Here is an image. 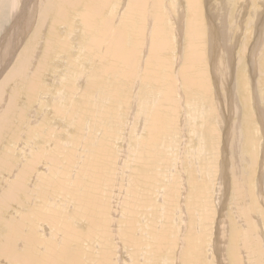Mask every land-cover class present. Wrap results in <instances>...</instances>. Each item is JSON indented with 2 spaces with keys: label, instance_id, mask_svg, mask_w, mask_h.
Here are the masks:
<instances>
[{
  "label": "bare ground",
  "instance_id": "6f19581e",
  "mask_svg": "<svg viewBox=\"0 0 264 264\" xmlns=\"http://www.w3.org/2000/svg\"><path fill=\"white\" fill-rule=\"evenodd\" d=\"M253 1L254 0H244L242 1V3H238V1L235 0V2H237L239 5V7L237 5L238 9L236 12L239 15V19L240 16H242L241 11H243V9L244 12L245 10H248L247 8L249 7V5L253 4V3L250 4V2ZM257 1L262 6L260 7V11L263 10L261 8L264 7V0H257ZM21 2L22 3L26 2L29 5L28 9L25 12L20 10V13H18L17 18L13 17L14 20L13 30L11 33L9 32L7 34V36L0 45V62L2 63L9 55L10 56L12 55V44L11 45L7 44V42L11 40V42L13 44L15 43L16 46L18 44L17 42H19V39L21 40L22 38L23 40L24 37H26L24 42L25 46L23 45V48H21L22 49L21 52L14 60L15 61L14 66L12 65L13 66L12 69L6 74V77L0 83V174L2 171H4L3 175H1L0 178V184L7 185L5 187H2L0 185V264H13V263L27 264V262L31 263V261L34 259L37 249L41 250L40 248L46 247L44 245L45 241H47V244L49 245L50 249L48 250L50 252H52L51 248H53L54 250L57 249L56 248L57 242H59L58 239L60 238H57L58 236H56L55 239L54 235H59V234L62 240L65 239L66 241H65V245H63L64 248H62L61 251L60 250L57 251H60V253L63 252L69 254V256H67L68 258L66 257L67 254L65 255V258L67 259L66 262L69 261L70 264H78L80 258L79 251L77 250L76 253L73 252L74 250L73 248H72L73 250L71 248L69 250H66L65 247L71 245L70 242L71 239L79 241L82 237H86V239L91 238L92 236L91 234H93L94 232L96 235V231L98 229L99 231L103 229L102 244L103 243L104 244L102 251L99 250L101 252V259L96 264H108L107 261H109V259H111L112 256L110 249L111 246H109L110 248L107 246L109 244L106 245L107 247L104 246L106 241L109 240V237L112 233L107 234L108 232L106 231L107 228H109L107 225L106 226H104L103 224H102L103 226H101V224L99 225V219L101 220V217L104 216V214L102 213H105L104 211L101 210H105V207L107 208V204L105 201L101 200L100 196L98 195L97 179L94 178V175L97 172L92 169L93 165L97 163L103 165L102 169L106 167L107 162L109 164L110 163L114 164L113 160L114 158H116L115 150L113 149V147L110 146L109 143L101 142L100 140L97 141V139L94 140L93 139L94 136L86 137L84 147L83 146L82 147L87 149V154L83 157V160H81L82 162L80 161L81 163L80 166L78 167L79 168L78 171L76 172V170H74V172L76 173L73 172L72 166L74 167V165L76 164V160L78 158L77 153L75 152L76 153L75 156L69 154L66 157L64 169L67 173H70L71 177L73 173L75 175L74 178L75 180L72 179L71 187L68 189V191L72 199L75 201L76 206H74V201H71L70 199L66 198L67 196H64L63 198L59 199V197H55L52 194V192L48 193V190L45 189L48 186L63 183L62 177L59 176L57 180L55 179L54 173L52 171V166H49L47 171L49 172L48 174L44 173L41 176L35 174L39 178V182L37 185L38 188L36 192L34 191L32 192L41 196V198H43L45 203H43V205L41 206L39 205L34 207L28 206L27 208H25L24 206V190H23L25 185L24 180L26 176L29 175V172L31 173V171H34L35 169L34 167H36L35 166L36 163L44 160L43 156L45 153L48 152V147H43V146L40 147L42 143H45L42 138L44 137L52 138L51 135H57V132L56 133L51 132L52 130L50 131L49 129L47 135L38 138L40 136L38 135V133H40L39 129L31 128L32 125L31 126L28 125L30 126L29 131L26 132V134L29 133V137L27 140L28 147L27 148L25 147V150L29 151V149L31 148V141L35 140L36 142H38L39 139L40 142L38 144V148L35 150L32 147L34 149V150L32 149L34 152L31 155H29V158L26 157L27 160L24 161L25 156L24 158L19 157L20 160L17 159L18 162L16 163L15 167L12 168L13 164H15V162H13L12 160V158L15 156L14 155L15 149H13V146L16 145L15 144L16 141H19L18 137H20L19 135L20 134L22 135L23 132V131L20 132V128L16 127L18 125H15V123H13L12 121L13 119H15V117H17L16 121L17 120L21 121L23 125L25 113H26L24 111V103H22L21 96L24 97V95H27L26 97L28 98V100L27 99L26 100L28 101V103L30 104L29 106L31 107V104H33L34 106V101H36V99L38 98L44 99V102H46L45 99L47 98H42L41 97L42 93H47L46 95H48V93H50L51 95L53 94L54 88L52 89V87L54 85L51 87V89H49L50 86L49 88L47 87L49 84L45 85L46 82L43 81V79L41 81V78L43 77V75H45V73L49 71L47 69L49 68L47 67L48 64L47 60H49L51 57L57 58L54 56H56L60 51L65 54L64 56L66 58L64 57L62 58L65 59V63L67 62V65L66 64L65 65L68 66L66 69L65 78L70 79L69 82L67 81L68 83L67 82L65 83L64 90L65 92L67 91V93L65 94L62 93L64 94L63 96L60 94L61 99L62 98L64 100L66 99L67 103H66V108L64 109L62 105L63 102L57 103V100L55 99L56 103H53L54 107H51L52 105H50V107L52 109H55L54 112L60 114L58 116L62 117L65 115L66 119H70L71 122L69 121L68 123L73 124L72 121L76 122V123L74 122V124H76L75 125L76 130L72 138L70 139L71 141L77 139L79 135L83 136L86 133V132L84 133V128H85L84 126L87 127L88 122L93 121L95 114L97 112L103 111L104 118L107 119L108 122L110 123L112 121L110 119H113L114 121L116 119L119 118L122 119V117H125V115H127L125 110L128 111V109L130 108L129 106L131 104H134L135 102L138 103L140 112L136 113L137 110L134 111L132 109L133 110L132 113L135 112L139 118L144 119L142 120V122L143 121L145 122L144 130L147 129L149 134L145 135V137L144 135L143 136L141 135L144 138L140 139L139 137L140 141H137V143L136 140H134L135 143L136 144L139 143V146H141L142 148H140L141 150L139 152L137 150V153H135L136 164L134 168V173L133 174L131 173L133 176L131 178V181H128L127 188L130 187L129 190L131 192H135L137 196H139L140 193H142L141 192L142 190L143 191L146 190V192L148 190L154 191L156 189V186H158L157 184L159 183V179L162 182V179L158 178L157 174L155 176L157 180L152 175L146 174L145 172L146 165L142 161L143 160L144 162L147 161L148 159H146V157H148L150 160V157L148 154L146 157H144L143 154L148 153V150L151 149L150 147H152L153 150L155 145L151 146L152 143L154 142L158 143L160 141L162 142L168 135L175 138L173 134L179 128V126H177L179 125L178 117L183 107L185 108V106H189L187 108L185 115L189 117L188 119H192L191 124L188 123V125H190L189 126L190 133L197 135L199 137V141L200 140L203 141L197 144L202 146L201 149H203V145L205 143L204 141L206 140L207 141L211 140L213 146L212 148L216 146L217 142L218 143L221 142L218 140V136H217L218 132L221 133L220 132L221 130L220 131L217 130L218 126L219 125L223 126L220 121L221 119L226 121L225 124L226 126L229 124L228 128H225V132H224L225 133L224 137H228V139L226 138L225 140V138H223L224 140L222 141L225 143V146L228 148V152L226 150V157H225L227 158V161L223 159L225 167L222 165H221L222 167H220L219 162L221 161V159L219 161V157L222 158V156H220L221 154H219L216 149H213V155L215 153L214 156L211 155V153L209 156L206 155L208 157L213 156L211 159L212 162L209 160V162L206 164L207 161H205L204 164L206 165H204V169H202V166L200 168L201 171L202 170L204 172L207 171L206 174L208 177L207 178L205 176L206 174L204 173L205 179L207 180L205 181V179L202 177L203 180L201 181L202 178L200 175L202 174V172L201 174H199L201 178L200 180L196 177H193L192 174L194 175L196 171L193 172V169L188 170L190 168H188L184 160V156L185 157L187 156L186 154L184 156L181 155L183 156V158L181 159L182 161L180 163L184 165L180 166L179 163L180 167L177 166L178 172L175 170L177 173H175L174 176L172 175L173 179L170 182H168L169 180L163 181L166 182L165 193H164L166 195L163 196L164 199H166V203L168 202V205H172L173 203L176 204V200L179 198L178 194L180 195L183 193V192L180 193V190L182 188L185 189L186 191L187 187L190 186V189L188 188L189 190L187 189V192L196 188L194 192H190L187 194V203L189 197H191V201H192L189 206L190 207L189 211L193 213L197 212L198 215L199 213H204L202 217L199 215L201 219V225L202 226L204 225L203 229H200L201 231L200 235L197 236L196 238L194 237L191 238L195 242V245L193 246V250L195 251L193 250L190 251L194 252L193 259H195L196 263L198 264L202 263V258L204 256V252H203L204 244L206 246H209L210 243L208 240L209 237H211V239L214 238L213 236H215L218 233V230H220V227L222 225L221 227L222 233L216 238H221L222 240H224V242L225 239L222 235L226 232L225 227L229 226L233 230L230 233L231 244L229 246H225V243H223L224 246L223 253L225 254L224 258H227V264H243L245 262L244 260L247 261L249 260L248 264H264V247H263L264 241L262 239L263 237L261 236L262 232H264V228L262 227V232H261V229L258 227V219L260 220L262 219V217H264V212L262 213L263 210H261L262 208H260L261 205L259 206L260 199L264 198V161L262 162V164H260L262 169H261V174L258 178L259 179L258 181L260 182L259 183L260 186H258L259 187L258 190V188L256 189L255 183L257 181L256 164L259 162L258 157L260 155V152H257L256 150L257 142L259 139H257L256 137L257 135L256 136L254 135V131L252 129L254 125L253 117L255 116L254 119H256L257 118L256 115H258V119L261 118V125L263 128L261 130H264V111L260 109H257L258 110L257 112L254 111L252 104V90L249 88V86L252 85L253 90L255 89L257 91L255 97H253V101L255 103L254 106L257 107V105L259 104L257 103V99L258 101H260L262 100V98H264L263 96L264 88L263 89L259 88V85L264 84V35H261L258 42L254 43V45L251 46L250 51L246 52L248 62H246L247 65L244 66L243 63L245 62L246 54L244 55L239 53L238 55L239 58L236 57L237 56L236 54H238V52L237 53L234 52L235 48L233 46L235 42L236 43L244 42L242 41V38L236 37L235 42H232L233 44H231V42L230 43L228 42L230 36H228L227 33L225 35V31L228 29V28L226 29L227 26L226 27L224 26L226 30H224V28L221 27L222 28L221 30H223L221 31V34L219 33L220 30L217 31L218 30L217 27L220 28L219 23H221V25H225V23L227 22V21L225 22V17H226L225 10L226 9L228 10L230 3L227 1L229 3L228 4L226 0H22V1L0 0V10H2L4 4L7 3V5L9 6V11L12 12V16H13L16 8ZM211 7L213 8L208 11L207 8H211ZM19 8L20 7H18L17 9ZM254 9L256 10V8H253V10ZM253 10L249 12L251 13V15H253V18L250 19V23L253 22L252 25H254L255 23L257 29L261 28L264 30V11H261L260 13V11L257 12ZM175 14L178 17V20H176ZM218 16L221 18V22L219 23H217L215 19ZM233 16H231V19ZM237 16L236 19H238ZM26 17H28L30 20L33 21L31 23L32 25L31 24L29 26L24 25ZM75 17L79 18V20H77L79 22V25L75 23L76 20L75 21L73 20V18ZM47 22L50 23L51 25L48 27L47 30L49 34L45 36L44 33H42L43 32L42 30L45 29ZM242 22L244 23L245 21ZM175 23L182 25L183 28H185L184 29L185 32L183 31L184 33L182 32L183 34H181L182 38L181 35L178 34L180 30L178 31L177 29L179 28H175ZM33 26H35V28L32 30ZM62 26L67 27V29L69 30L68 35L71 33L73 34V32L76 31L77 27L81 28V30L80 28L79 30L82 32V35L80 31L77 33L81 35L80 38L83 37L84 38L81 39V42L77 43V45L79 44V49L82 47L84 49H81L79 55L75 56L77 53L75 55L71 53L72 49L70 47L69 41L68 42L64 41V37H62L61 34L62 32H60L59 30V28H61ZM240 27H242V24ZM29 29H30V34L28 35ZM263 30L259 29V31L262 32ZM235 35L236 34H234V36ZM177 37L180 38L182 41L176 43ZM5 45L7 46L5 47ZM237 49H239V47ZM242 49L243 47L241 48V50ZM84 50L85 53H83ZM81 58L83 59V65L84 64H86V66L88 65V63H84L86 61L95 63V67L93 68V71H90L89 68L87 69L86 66L80 64L79 60H81ZM251 60L253 63H250ZM35 61L40 62L38 68L35 64L36 63ZM34 65L36 69L33 70ZM2 66H0V68ZM59 66L61 65L59 64ZM210 66H213L214 74L211 69L212 67ZM5 67H3V69ZM82 67L84 68L81 69ZM241 69L243 70L244 73L243 76L241 75L242 72ZM236 70L238 72V78H237L238 80H236L235 83L237 87L236 91L234 90L235 93L231 92V94H228L229 93L228 91L227 92L228 95L224 92L227 96L226 97L222 93L223 88L218 86L224 83L226 77L231 76L230 75L231 72L233 74ZM53 72H54L53 70L52 72L50 71L51 74H53ZM210 72L212 73L213 76L214 75L215 76L214 77L210 76ZM234 75H232L231 79L234 77ZM76 81L86 82L84 85L86 87H84L81 90L80 89L81 86L79 85L77 86L75 83ZM52 83H54V81ZM120 84L122 85L121 86L122 89L119 91L118 85ZM227 84L229 85L228 81ZM59 86L61 85H58V87ZM134 88L137 90V92L136 95L134 94V97H132L131 92ZM56 89H57V85H56ZM107 92H109V95H107ZM76 93H80L79 94L80 97H78L79 99L76 102H74L72 98H75L78 95L75 97H73L72 95L73 94L76 95ZM55 97L56 98L58 97L57 94ZM49 98L52 99L51 96ZM93 98H96V100H98L97 101L98 104H96L97 102L94 103ZM44 102L42 103L45 104ZM109 102L116 103V106L112 107L114 109L110 108L111 104L108 105ZM261 102L260 104L262 105L263 102L262 103ZM105 103L107 104L105 105ZM48 104H51V102ZM125 104H127L129 108ZM39 105H41V103ZM219 106H221L220 108L224 116L219 115L220 114L218 112ZM122 107H125L124 114L122 113ZM205 109L208 111V113H206L207 120L206 118L204 120H201V124L198 127L199 123L196 124V122L197 121L200 122V118L203 117L201 114L205 113ZM130 110L131 109H129V111ZM39 112L40 111H38V113ZM15 114L17 115L14 116ZM186 116H183V118ZM216 118L218 123H216ZM233 118H235V120H233ZM88 119L90 120L87 122L86 120ZM188 119L186 120L188 121ZM59 120L60 119H58V121ZM133 120H138V118ZM42 121L46 125L47 121H44L43 118ZM190 121L191 120H189V122ZM254 121L256 122V120ZM63 122L66 123L65 120ZM118 122L119 121H117V123ZM127 124H129V122ZM134 124L136 123L134 122ZM239 124H241L242 130H240L241 126H239ZM90 127H89V132H90ZM40 128L44 129L43 127ZM53 128L55 129V127ZM113 128H115L114 125ZM131 129L133 131V128ZM184 129L185 131H187L186 124ZM95 130L100 131L101 129L96 126ZM131 133L133 134V132ZM128 134L129 133H127V135ZM184 134L186 135V132ZM130 135L131 134H129V137ZM185 135H184V139H185ZM179 136L181 135L179 134ZM188 136L189 134L187 135V137ZM21 138L23 137L21 136ZM193 138H195V136ZM189 139L190 138L188 137V140ZM219 139H221V137H219ZM71 141L68 143H71ZM196 141L197 139L195 140V142ZM142 142L143 145H140ZM185 142L187 144V140L184 141V145ZM36 144L34 143L33 145ZM177 144H180V142ZM146 145H148V147L145 150L143 146ZM165 146L166 148L168 147V145ZM177 146L176 149H178ZM261 146L264 151V144H261ZM169 147L171 148V146ZM134 148L135 147H133V149ZM76 149L78 150V148ZM152 150H150L151 151L150 156H152ZM174 150L173 152L172 151L171 152L174 153ZM181 150L180 152H182ZM214 150L217 151V155ZM223 150L221 149V151ZM124 152L126 153V151ZM161 153L164 154L163 151ZM190 153H196L195 156L193 155L194 158L196 159V162L202 159V158L199 159L197 155L200 154L201 152H198L197 150H193V152ZM176 156L177 155H175V157ZM170 158H172V156L169 157V159ZM50 159H52L51 165L55 166V163H53L52 155L50 156ZM158 159L160 161L161 159L165 160L167 159V156L160 155V158ZM119 161L116 162L118 163ZM121 161L124 162V159ZM173 161H174V155H173ZM165 163L164 165L167 166V164ZM120 164L123 163L120 162ZM229 164H232L233 169H231V167L228 168ZM168 168H170V166ZM222 168L225 170V177L223 179L218 180V174L220 170H222ZM74 169H77V166H75ZM229 169L231 172H229ZM164 172L165 171H163V173ZM185 172L189 173V180L188 178L187 179L185 178V174H184ZM165 174L163 175L165 176ZM12 176H15V178H13ZM4 177L8 178L9 180L5 179ZM170 177L168 176L169 179ZM254 178L256 181L254 180ZM215 180H218L219 182L218 183L216 182V185L215 183L212 184V187H210L209 186L210 181L215 182ZM40 181H42V185ZM227 185L228 186L230 185V188H232V194L239 200L240 203H237V205L233 203L231 205L234 206V208L236 209L231 218L230 216H228L223 223H222L223 220L222 221L220 220V222H218V220L215 218L217 220L216 222L215 219H213L215 213L212 211L214 210H210L208 206L206 208V211L203 212L204 206L208 204L207 203L201 204L199 200L201 195L202 196L204 195L209 205H211V207L212 206L215 207V205H217V202L219 201L218 196H216L215 194L217 193L223 194L224 191L225 199L228 197L227 192L224 190V188ZM42 186L45 188H43ZM27 190L29 192L30 197L28 196L29 199L27 198L25 201L26 203L32 204V196L34 193H32L29 190V187H27ZM256 190L259 191L258 192L259 198L256 197L257 195ZM127 201L128 200H126L125 205H127ZM12 204H16L15 208L17 207V209H15V211L14 210L11 211L15 213L14 215L10 214L11 217H7V213H10L9 211L11 209V206H13ZM70 204H73L75 211L71 210L70 212L72 213L69 214V216L70 215H71L70 217L74 216L75 219L76 217H79L82 214V212L83 215L81 216H84V212H85L90 227H92L94 230L92 232V230L89 229L92 233L88 232L89 233L88 235L78 233L76 237L77 233L75 232V229H71L67 223L61 221L62 219L61 217L63 215L60 216V213L64 211V208H66L65 205H70ZM24 208L25 210L27 209L26 212H24ZM48 211H50V213H48ZM134 211L135 210L132 209L130 210L129 215L128 216L126 215L127 217H129V220L127 218L128 221L126 223L128 226L126 225L125 226L133 231L132 232L128 230L129 232L138 235L139 232H136L138 229V224L137 223L134 224L136 220V218L134 217ZM262 214L263 216L259 218V215ZM30 215H32L31 218L28 217ZM50 216L51 219L58 224V228L56 232L53 231L51 233L54 236L53 239L58 240L56 243L51 242L53 241V239L46 240L45 237L43 238L41 236L42 235L41 232L39 234L38 231L40 229L39 227L41 224L49 222ZM173 218L175 219L174 214H173ZM182 218H184V216ZM108 221H109L108 218H107V222L103 220V222L110 224V222L108 223ZM215 222L218 223L219 225L217 226V228H211ZM103 227L106 228V230H104ZM146 229L148 230V235H146L148 236L147 239L148 244L146 245V247H150V254H153V252L156 251V248H153V243H151V241H153L151 235H155V234H151V233L156 232V230L154 229V227H150V228L147 227L144 230ZM144 230L143 232L145 233ZM193 231L194 229L193 227H191L188 229L185 236L184 234H182L181 237L182 242L185 243L184 241L186 240L185 237H187ZM110 232L111 230L109 231V233ZM128 233H126V235H128ZM165 233L166 235L169 236L162 237L163 239L160 242L161 245L163 244V241H165L167 243V246L170 247L171 249L174 248V244H176V247L180 245L181 240H178L179 234L177 233V229L175 227L173 228L172 226L168 225V229L165 231ZM134 234H131V236H129L130 235L129 234L128 236L125 237L131 238V240L134 241ZM175 234H176V238L174 242L171 240V237L173 235L175 236ZM45 236L47 237V235ZM81 240L80 242L77 243L78 246L79 244H81L82 242ZM99 242L101 245V241ZM126 242L131 243L127 240ZM109 243L111 242L109 241ZM24 245H26V248H24ZM210 246L212 247V244H210ZM132 247L137 248L138 251L142 247L141 242L140 243L134 242V246ZM211 250L218 253L219 246L218 245L213 246ZM24 253L26 255L25 261H24ZM49 255H45V257L48 256L47 259H49L50 258ZM54 256L56 255L54 254ZM185 257H189V256L185 255ZM4 259L6 261H4ZM36 259L39 260L38 257ZM51 259L53 261V257ZM41 263L42 262H40V264ZM36 264L39 263L37 262ZM52 264H54V262H52Z\"/></svg>",
  "mask_w": 264,
  "mask_h": 264
},
{
  "label": "rangeland",
  "instance_id": "374dc122",
  "mask_svg": "<svg viewBox=\"0 0 264 264\" xmlns=\"http://www.w3.org/2000/svg\"><path fill=\"white\" fill-rule=\"evenodd\" d=\"M22 1V0H21ZM230 3H228V2ZM236 1H238V3H242V1H244V0H236ZM241 1V2H240ZM226 2L229 4V7H228V10L226 9L225 11H226V17H228L229 18V20H228V18H226L225 17V25H221V23H219V22H221V18L219 17V19H218V17H216L215 19H216V21H217V23H219L220 24V28H218L217 27V31H219L220 30V34H221V31H223V30H221L222 28L221 27H223L224 28V30H226L227 28V30H228V32H227V30L225 31V35H226V33L228 34V36H230V39L228 40V42L230 43L231 42V44H233L232 42H235V38L237 37V38H242V41H244V42H241V43H234V52L235 53H237L238 52V54H236L237 56L236 57H238L239 58V53L240 54H246V52L247 51H250V49H251V46H253L254 45V43H257L258 42V40H259V38H260V36L261 35H264V30L263 29H261V28H258L257 29V27L255 26V23H254V25H252L253 24V22H251L250 23V19H252L253 18V15H251V13H249L250 11H252L253 10V8H256V10L254 9L253 11H257V12H259L260 11V7H262L261 5H260V3L257 1V0H254L253 2H250V4L251 3H253V4H251V5H249V7L247 8L248 10H245V12H244V9H243V11H241L242 12V16H240V19H239V15L236 13L237 12V9H238V7H239V5H238V3L237 2H235V0H226ZM257 4H256V3ZM233 5H232V4ZM236 3V4H235ZM22 4V5H21ZM235 4V5H234ZM7 3H5L4 4V7H3V9L2 10H0V23H1V25H0V45H1V43L3 42V40L5 39V37L7 36V34L10 32H12V30H13V17H15V18H17V15H18V13H20V10H22L23 12H25L27 9H28V4L25 2H21L19 5H18V7H20L19 9H17L16 8V10H15V13L13 14V16H12V12H10L9 11V6L7 5ZM232 7H231V6ZM237 5H238V7H237ZM214 6H216V5H214ZM213 6V7H214ZM243 6V5H242ZM252 6H253V8H252ZM213 7H211V8H207V10L209 11V10H211ZM231 7V8H230ZM235 7H237V8H235ZM258 7V8H257ZM229 9H230V11H229ZM261 9H263V10H261V11H264V7L263 8H261ZM235 10V11H234ZM227 11H229V12H227ZM246 11H247V13H246ZM261 11H260V13H261ZM246 13V14H245ZM227 14H230V15H227ZM32 15H35V14H32ZM233 15H235V16H233ZM238 15V16H237ZM231 16H233L232 17V19H231ZM236 16H237V18L238 19H236ZM175 17H176V20H178V17L176 16V14H175ZM34 20V19H33ZM73 20L75 21H77V20H79V18L78 17H75V18H73ZM234 20V21H233ZM240 20H242V21H245L244 23L242 22V21H240ZM27 21H28V23H27ZM31 21V22H30ZM75 21V23L77 24V25H79V22L77 21L76 22ZM229 21V22H228ZM26 22V23H25ZM25 22H24V25H26V26H29L33 21L32 20H30L28 17H26V19H25ZM230 23V24H229ZM233 23V24H232ZM235 23V24H234ZM241 24H242V27H240L241 26ZM32 25V24H31ZM51 24L50 23H48L47 22V25L45 26V29H43L42 31V33H44V35L46 36L47 34H49L48 32H47V30H48V27L50 26ZM62 25V24H61ZM218 25V24H217ZM240 25V26H239ZM258 25V24H257ZM226 27V29H225V27ZM231 26V27H230ZM234 26V27H233ZM259 26V25H258ZM63 27V28H62ZM61 28H59V30H60V32H62L61 34H62V37H64V41H66V42H68L69 41V43H70V47H71V49H72V54L73 55H75L76 53V55L75 56H77V55H79V53H80V51H81V49H84L83 47L82 48H80L79 49V44L77 45V43H79V42H81V39H83V38H80V36L82 35V32L80 31L81 30V28L80 27H77V29H76V31H74L73 32V34L71 33V34H69L68 35V33H69V30L67 29V27L66 26H62ZM181 27V28H180ZM248 27V28H247ZM35 28V26H33V28H32V30ZM47 28V29H46ZM79 28H80V30H79ZM175 28H179V29H177L179 32H178V34H183L185 31H184V29L185 28H183V26L182 25H179V24H177V23H175ZM259 29L260 30H263V32L262 31H259ZM80 31V33H81V35H79L77 32H79ZM184 31V32H183ZM258 31V32H257ZM181 32V33H180ZM183 32V33H182ZM240 32V33H239ZM256 32V33H255ZM230 33V34H229ZM242 33V34H241ZM245 33V34H244ZM30 34V29H29V32H28V35ZM76 34V35H75ZM231 34H233V35H231ZM234 34H236L235 36H234ZM180 35H179V37H180ZM77 36H78V38H77ZM75 37H76V39H75ZM25 38L26 37H24V39L22 40V38H21V40L19 39V42H17L18 44L15 46V43L13 44L12 42H11V40H9L8 42H7V44H12V55L10 56H8L5 60H4V62H0L1 63V65L0 66H2L1 68H0V83L3 81V79L6 77V74L12 69V67L14 66V64H15V59L17 58V56H18V54L21 52V48H23V45H24V42H25ZM80 38V39H79ZM181 38H182V35H181ZM229 38V37H228ZM245 38V39H244ZM9 39V38H8ZM73 39H75V40H73ZM233 39H234V41H233ZM257 39V40H256ZM57 40V39H56ZM77 40V41H76ZM177 41H176V43H178V42H180V41H182L180 38H178L177 37V39H176ZM179 40V41H178ZM238 40V39H237ZM11 42V43H10ZM76 45H75V44ZM240 44V45H239ZM21 45V46H20ZM246 45H247V47H246ZM7 45H5V47H6ZM15 48H14V47ZM25 46V45H24ZM240 46H242L243 47V49L241 50V48L242 47H240ZM239 47V49H237V48ZM248 48V49H247ZM13 49H14V51H13ZM241 50V51H240ZM77 51V52H76ZM240 51V52H239ZM243 52V53H242ZM245 52V53H244ZM83 53H85V50H84V52ZM82 53V54H83ZM11 54V53H10ZM65 54L64 53H62L61 51L56 55V56H54V57H57V58H53V57H51L49 60H47V62H48V64H47V67H49V68H47L49 71L47 72V73H45V75H43V77L41 78V81H42V79H43V81H45L44 83H45V85H48L47 87L49 88V86H50V88L49 89H51V87H52V89L54 90H52L53 91V94L51 95L50 93H48V95H46L47 93H42L41 95V97L42 98H47V99H45L46 100V102H44V99H36V101H34V106H33V104H31V107L29 106L30 104L28 103V98L26 97L27 95H24V97L23 96H21V100H22V103H24V111L26 112L25 113V118H24V124L22 125V123H21V121H16V118L17 117H15V119H13V123H15V125H18V126H16V127H19L20 128V132H22V135L20 134L19 136L20 137H18V140L19 141H16V145L15 146H13V149H15L14 150V157L12 158V160H13V162H15V164H13V167L12 168H14L15 167V165H16V163L18 162V160H20V158L19 157H23L24 158V156H25V158H24V161H26L27 160V158H29V155H31L34 151V149L36 150L37 148H38V144H39V139L38 138H40L41 136H45V135H47V133L49 132V129H50V131L51 132H54V133H56L57 132V135H51L52 136V138L50 137H44V138H42L43 140H44V142L45 143H42V145H40V147L41 146H43V147H48V152L47 153H45L44 154V156H43V159L44 160H42V161H40V162H38V163H36V167H34L35 169H34V171H31V173L29 172V175H27L26 176V178H25V180H24V206H25V208H27L28 206H32V207H34V206H37V205H39V206H41V205H43V203H45V201L43 200V198H41V196H39L38 194H35L34 192H36V190H37V185H38V182H39V178L37 177V175L39 176H41L42 174H44V173H49V172H47L48 171V168H49V166H52V171H53V173H54V177H55V179L57 180L58 178H59V176L60 177H62V180H63V183L62 184H57V185H52V186H48L47 188H45V187H43V188H45L46 190H48V193H50V192H52V194L55 196V197H59V199H61V198H63L64 196H67L66 198L67 199H70L71 201H74L73 199H72V197H71V195L69 194V191H68V189L71 187V182H72V179L73 180H75L74 178H75V175H74V173H76L77 171H78V167L80 166V163L82 162L81 160H83V157L87 154V149L86 148H83L84 147V144H85V141H86V137H88V136H90V137H93V139L94 140H96L97 139V141H101V142H105V143H109L110 144V146L111 147H113V149L115 150V156H116V158H114V160H113V162H114V164H112V163H106V167L104 168V169H102L103 168V165L102 164H100V163H97V164H94L93 165V167H92V169L94 170V171H96L97 173L94 175V178H96L97 179V192H98V195L100 196V199L101 200H103V201H105L106 202V204H107V208L105 207V210H101V211H104L105 213H102V214H104V219H103V217H101V220L99 219V225L101 224V226H108L109 228H107V231L106 232H108L107 234H111L110 235V237H109V240L108 241H106V243H105V245L104 246H106L107 244H109V245H107L108 247L109 246H111V254H112V256H111V259H109V261H107V263L108 264H198V263H196V261H195V259H193L194 258V252L193 251H195V250H193V246L195 245V242H194V240L193 239H191V238H196L197 236H199L200 235V233H201V231H200V229H203V227H204V225L202 226L201 225V219H200V217H199V215L202 217V215L204 214V213H199V215H198V213L196 212V213H193V212H190L189 211V206H190V204H191V197H189V199H188V203H187V194L188 193H190V192H194L195 190H196V188L195 189H193V190H190V191H188L187 192V189L189 188L190 189V186L189 187H187V189H186V191H185V189H183L182 187V191L180 190V193H182V194H178V196H179V200L177 199L176 200V204H172V205H168V202L166 203V199H164V196L163 195H166V194H164L165 193V184H166V182H163V181H168V182H170L173 178H172V175L174 176L175 175V173H177L178 172V167H180L181 165H184V164H181L180 162L182 161L181 159L183 158V156L186 154V156L187 157H185L184 156V160H185V164L188 166V168H190V169H188V170H191V169H193V172H195V174L193 175L192 174V176L193 177H196V178H198L199 180L203 177L204 179H205V176L207 177V174H206V172H204L203 170L201 171L200 170V168H201V166H202V169H204V165H206L208 162H209V160L212 162V157L215 155V153H214V155H213V149H216L217 151H218V153L219 154H221L220 156H222V158H220L219 157V161H220V159H221V161L219 162L220 163V167H222V166H224L225 164H224V162H223V159H225L226 161H227V158H225L226 157V150H227V152H228V148L225 146V143L224 142H222L224 139L223 138H225V140H226V138L228 139V137H224V132H225V128H228V126H229V124L226 126L225 124H226V121H224L223 119H221L220 121H221V123H222V125L223 126H221V125H219L218 126V131H220L221 133H219L218 131V133H217V136H218V140L219 141H221V142H217V144H216V146H214V148H212L213 146H212V142H211V140L210 141H204L205 143H204V145H203V149H201L202 148V146L201 145H197L198 143H200V142H203L202 140H200L199 141V137L197 136V135H194L193 133H190V128H189V126L190 125H188V123H190L191 124V122H192V119H188L189 117L188 116H186L185 115V113H186V111H187V108L189 107V106H185V108L183 107L181 110L182 111H180V113H179V117H178V119H179V121H178V124L179 125H177V126H179V128L176 130V132H174V134L176 135H174L173 134V136L175 137V138H173V137H171L170 135H168L162 142L160 141V142H158V143H156V142H154V143H152L151 144V146L152 145H155V146H157L159 143V147L157 146V147H155L154 146V148H153V150H152V147H150L149 149L150 150H152V156H154V157H152V156H150L151 154V151L150 150H148V153H146V154H143L144 155V157H146L147 156V154L149 155V157H150V160H149V158L148 157H146V159H148L147 161H145L144 162V160L142 161L145 165H146V174L147 175H152L155 179H156V174H157V177L158 178H161L162 179V182H161V180L159 179V183L157 184L158 186H156V189L154 190V191H150V190H148L147 192H146V190L145 191H141L142 193H140V195L139 196H137L136 195V193L135 192H131L130 190H129V188L130 187H128L127 188V185H128V181H131V178H132V174L134 173V168H135V164H136V154L135 153H137V150H138V152L141 150L140 148H142L141 146H139V143L138 144H136L137 143V141H140L139 140V137H140V139L141 138H144L145 137V135H147V134H149V132L147 131V129L146 130H144V126H145V122L143 121L142 122V120H144V119H142V118H139L138 117V115L136 114V113H138V112H140V109H139V105H138V103L137 102H135L134 104H131L129 107L127 106V104H125L129 109H131L130 111H129V109H128V111L127 110H125L126 111V113H127V115H125V117H122V119H116V120H114L113 121V119H110V120H112L110 123H112V124H110L109 122H108V120L107 119H105L104 118V112L103 111H99V112H97L96 114H95V117H94V119H93V121L91 122V121H89L90 119H88V120H86L87 122H88V125H87V127L86 126H84L85 128H84V135L83 136H80L79 135V137L77 138V139H74L73 141H71L70 139L72 138V136H73V134L75 133V130H76V124H74V122L75 121H72L73 122V124H71V123H68L69 121L71 122V120L70 119H66V116L64 115V116H58V115H60V114H57L56 112H54L55 111V109H52L51 107H54V104L53 103H56V101H55V99L57 100V103H62L63 102V108L65 109L66 108V103H67V101H66V99L64 100L63 98L61 99V95L63 96L65 93H67V91L65 92V83L68 81H70V79H68V78H65L66 77V69H67V67L68 66H66L67 65V62L65 63V59H63L62 57H64V58H66L65 56H64ZM13 56V57H12ZM59 57V58H58ZM10 58V59H9ZM14 58V59H13ZM62 59V60H61ZM80 61V64L81 65H83V59L81 58V60H79ZM9 62H10V64H9ZM36 63V66H37V68L39 67V65H40V62H37V61H35ZM59 62V63H58ZM246 62H248V60H247V54L245 55V62L243 63V65L245 66V65H247V63ZM53 63H54V65L55 66H58V67H55L54 65H53ZM61 63H63V64H61ZM84 63H88V65L86 66V64H84L83 66H86V68L88 69L89 68V70L90 71H93V68L95 67V63L94 62H89V61H86V62H84ZM250 63H253L252 62V60H251V62ZM249 63V64H250ZM51 64V65H50ZM59 64L61 65V66H59ZM66 64V65H65ZM90 64V65H89ZM10 65V66H9ZM13 65V66H12ZM253 65V64H252ZM252 65H250V66H252ZM5 66H7V67H5ZM9 66V67H8ZM51 66H53V67H51ZM3 67H5L4 69H3ZM55 67V68H54ZM66 67V68H65ZM210 67H212L211 69H212V71H213V66H210ZM84 67H82L81 69H83ZM1 69H3V70H1ZM6 69H8V70H6ZM34 69H36V67H35V65H34V67H33V70ZM55 69V70H54ZM63 71H62V70ZM6 70V71H5ZM52 70L54 71L53 72V74H51L50 73V71L52 72ZM55 71H56V73H55ZM65 71V72H64ZM241 75L243 76V70L241 69ZM3 73V75H2V73ZM234 73H235V75H234ZM233 74H232V72H231V76H228V77H226L225 78V80H224V83H222L221 85H219L218 87H222L223 88V91H222V93L226 96V94H227V92L229 91V93L228 94H231V92H234L235 93V91H236V80H238L237 78H238V72H237V70L234 72ZM58 74H60V75H58ZM213 74H214V71H213ZM51 75V76H50ZM62 75V76H61ZM87 75V74H86ZM232 75H234V77L231 79V77H232ZM45 76V77H44ZM56 76H58V77H56ZM88 76V75H87ZM210 76H212V77H214L213 75H212V73L210 72ZM235 76H236V79H235ZM47 77V78H46ZM56 77V78H55ZM211 77V78H212ZM227 79V80H226ZM230 79V80H229ZM235 81H234V80ZM261 79V78H260ZM54 81V83H52ZM65 81V82H64ZM227 81H228V83H229V85L227 84ZM234 81V82H233ZM256 81V80H255ZM51 82V83H50ZM62 82H64V83H62ZM67 82V83H68ZM76 83V85L78 86H81V90L84 88V87H86V86H84L85 85V83L86 82H81V81H76L75 82ZM215 83V82H214ZM226 84V85H225ZM235 84V85H234ZM56 85H57V89H56ZM58 85H61V86H59L60 87V89H59V87H58ZM63 85H64V87H63ZM119 86H120V88H119ZM122 85L120 84V85H118V89H119V91L122 89V87H121ZM226 86V87H225ZM231 86V87H230ZM63 88V89H62ZM222 88H221V90H222ZM235 88V89H234ZM249 88L252 90V104H253V108H254V111L255 112H257L258 110L257 109H260V110H263L264 111V98H262V100H260V101H258V99H257V103H259L260 104V102L262 103V105L260 104H258L257 105V107L256 106H254L255 105V103H254V101H253V97H255V94H256V90L254 89L253 90V86L251 85V86H249ZM259 88H261V89H263L264 88V84H261V85H259ZM61 89H62V92H61ZM226 89V90H225ZM57 90V91H56ZM80 90V91H81ZM231 90V91H230ZM235 90V91H234ZM79 91V92H80ZM254 91V92H253ZM55 92H58V93H55ZM136 92H137V90L134 88L133 90H132V97H134V94L136 95ZM226 94H225V93ZM62 93H64V94H62ZM40 94V93H39ZM56 94H57V98L55 97L56 96ZM61 94V95H60ZM79 94L80 93H76V95L75 94H73L72 96L73 97H75V96H77V97H75V98H72V96H71V98H72V100L74 101V102H76L79 98L78 97H80L79 96ZM227 94V95H228ZM107 95H109V92H107ZM52 97V99L51 98H49V97ZM263 96H264V94H263ZM227 97V96H226ZM27 99V100H26ZM75 99V100H74ZM51 100V101H50ZM60 100V101H59ZM26 101H27V103H26ZM38 101V102H37ZM53 101V102H52ZM93 101H94V103H96L98 100H96V98H93ZM111 101V100H110ZM116 101H117V99H116ZM42 102H44L45 104H43ZM50 103L51 102V104H48V103ZM72 102V101H71ZM21 103V104H22ZM31 103H33V102H31ZM41 103V105H39ZM73 103V102H72ZM27 104H28V106H27ZM96 104H98V102L96 103ZM107 103H105V105H106ZM111 104V106H110V108H112V107H114V106H116V103H113V102H109L108 103V105H110ZM114 104V105H113ZM39 107H38V106ZM47 105V106H46ZM48 105H49V107H48ZM50 105H52L51 107H50ZM36 106H37V108H36ZM42 108H41V107ZM65 106V107H64ZM261 106V107H260ZM33 107V108H32ZM221 106H219V108H218V112L220 113L219 115L220 116H224L223 115V113H222V111H221V108H220ZM32 108V109H31ZM253 108H252V111H253ZM29 109V110H28ZM43 111H42V110ZM49 109V110H48ZM69 109V108H68ZM90 109H93V108H90ZM95 109V108H94ZM112 109H114V108H112ZM124 109H125V107H122V113L124 114ZM134 111H136V113L134 112V113H132L133 112V110ZM139 109V110H138ZM46 110V111H45ZM185 110V111H184ZM27 111H30V112H27ZM32 111V112H31ZM38 111H40L39 113H38ZM44 111H45V113H44ZM52 112H54V113H52ZM130 112V113H129ZM47 113V114H46ZM198 113V112H197ZM206 113H208V111L205 109V113H203V114H201L203 117L202 118H200V122L199 121H197L196 122V124H198L199 123V125H198V127L200 126V124H201V120H204L205 118H206ZM252 113V112H251ZM44 114V115H43ZM53 116H52V115ZM129 114V115H128ZM180 114H181V117H180ZM17 114H15L14 116H16ZM62 115V114H61ZM137 115V116H136ZM188 115V114H187ZM56 116V117H55ZM183 116H186V117H184L183 118ZM257 116V118L256 119H254L255 118V116L253 117V131H254V135L257 137V139H259L258 140V142H257V147H256V150H257V152H260V155H259V153H258V155H259V162L256 164V173H257V181L255 180V178H254V180L256 181V183H255V185H256V189L258 188V190H259V187L258 186H260L259 185V176H260V174H261V169H262V167H261V165L260 164H262V162L264 161V151H263V149H262V146H261V144H264V130H261V129H263L262 128V125H261V118H259L258 119V115H256ZM54 117V118H53ZM58 117H61V118H58ZM136 117V118H135ZM42 118H43V120L44 121H47V123H46V125H45V123H43V121H42ZM138 118V120H133V119H137ZM58 119H60L59 121H58ZM185 119V120H184ZM186 119H188V121L186 120ZM57 120V121H56ZM62 120V121H61ZM65 120V122L67 123V125H66V123H64L63 121ZM189 120H191L190 122H189ZM206 120H207V118H206ZM233 120H235V118H233ZM254 120H256V122L254 121ZM259 120H260V122H259ZM15 121V122H14ZM116 121V122H115ZM117 121H119L118 123H117ZM122 121V122H121ZM186 121V122H185ZM258 121V122H257ZM55 122V123H54ZM114 122H115V124H114ZM129 122V124H127ZM134 122L136 123V124H134ZM142 122V123H141ZM223 122H225V123H223ZM17 123V124H16ZM19 123V124H18ZM21 123V124H20ZM26 123V124H25ZM34 123V124H33ZM43 123V124H42ZM60 123V124H59ZM76 123V122H75ZM216 123H218L217 122V118H216ZM36 124V125H35ZM59 124V125H58ZM134 124V125H133ZM185 124H186V128H187V131H185ZM28 125H32L31 126V128H37V129H39V131H40V133H38V135H40L37 139H38V142H36L35 140L34 141H31V148L29 149V151L28 150H25V147L27 148L28 147V142H27V140H28V137H29V133H27L26 134V132H28L29 131V127L30 126H28ZM34 125V126H33ZM84 125H86V124H84ZM113 125H114V127L115 128H113ZM126 125V126H125ZM20 126H22V127H20ZM45 126V127H44ZM75 126V127H74ZM91 126V127H90ZM99 127L101 130L99 131V130H95V127ZM134 126H135V128H134ZM239 126H241V124H239ZM255 126V127H254ZM261 128H260V127ZM24 127V128H23ZM40 127H43L44 129H41ZM53 127H55V129L53 128ZM89 127H90V132H89ZM220 127H223V128H220ZM125 128V129H124ZM131 128H133V131H132V129ZM259 128H260V130H259ZM112 129V130H111ZM116 129V130H115ZM129 129H130V131H129ZM180 129H183V130H180ZM189 129V130H188ZM255 129V130H254ZM257 129V130H256ZM88 130V131H87ZM92 130V131H91ZM120 130V131H119ZM240 130H242V126H241V128H240ZM95 131H97V132H95ZM112 131H113V133H112ZM139 131V132H138ZM144 131H145V134H144ZM179 131H181V132H179ZM41 132H42V134H41ZM121 132V133H120ZM131 132H133V134L131 133ZM141 132H143V133H141ZM146 132H148V133H146ZM183 132V133H182ZM186 132V135L184 134ZM257 132H260V133H257ZM263 132V133H262ZM88 133V134H87ZM97 133V134H96ZM98 133H100V134H98ZM123 133H124V135H123ZM127 133H129V134H131L130 135V137H129V134L127 135ZM136 133V134H135ZM255 133H257V134H255ZM102 134V135H101ZM179 134L181 135V136H179ZM185 135V139H184V135ZM189 134V140H188V137H187V135ZM192 134V135H191ZM101 135V136H100ZM144 135V137H142V136ZM180 137H178V136ZM21 136L23 137V138H21ZM98 136V137H97ZM126 136V137H125ZM133 136V137H132ZM137 136H138V138H137ZM195 136V138L197 139V143L195 142V138H193ZM226 136V135H225ZM101 137V138H100ZM131 137H132V139H131ZM187 137V138H186ZM192 137V138H191ZM198 137V138H197ZM219 137H221V139H219ZM126 138V139H125ZM135 138V139H134ZM167 138H168V140H169V143H168V140H167ZM173 138V139H172ZM263 138V139H262ZM21 139V140H20ZM129 139V140H128ZM176 139H177V141H176ZM181 139V140H180ZM183 139V140H182ZM193 139V140H192ZM195 139V140H194ZM24 140V141H23ZM127 140V141H126ZM134 140H136V143H135V141ZM173 140V141H172ZM179 140V141H178ZM187 140V144H186V142H185V145H184V141H186ZM191 140H192V142H191ZM71 141V143H68V142H70ZM133 141H134V144H133ZM175 141V142H174ZM183 141V142H182ZM194 141V142H193ZM21 142V143H20ZM33 142V143H32ZM120 142V143H119ZM166 142V143H165ZM180 142V144H181V142H182V144L180 145V144H177V143H179ZM18 143V144H17ZM36 144V145H33V144ZM156 143V144H155ZM163 143V144H162ZM164 143H165V145H168V147L166 148V146L164 145ZM21 144V145H20ZM45 144V145H44ZM175 146H174V145ZM206 144V145H205ZM221 146H220V145ZM18 145V146H17ZM33 145V146H32ZM140 145H143V142L140 144ZM179 147H178V146ZM183 145V146H182ZM220 147H219V146ZM21 146V147H20ZM83 146V147H82ZM127 146V147H126ZM132 148H131V147ZM169 146H171V148L169 147ZM176 146H177V148L179 149H176ZM182 146V147H181ZM225 146V147H224ZM16 147V148H15ZM20 147V148H19ZM34 149H33V148ZM133 147H135L134 149H133ZM147 147H148V145H146V146H143V148L146 150L147 149ZM183 147H184V149H183ZM219 147V148H218ZM260 147V148H259ZM22 148V149H21ZM24 148V149H23ZM76 148H78V150L76 149ZM81 148V149H80ZM123 148H124V150H123ZM128 148V149H127ZM157 150H156V149ZM198 148V149H197ZM212 148V149H211ZM227 148V149H226ZM33 149V150H32ZM171 149V150H170ZM175 149V150H174ZM182 149V150H181ZM186 149V150H185ZM201 149V150H200ZM220 151H219V150ZM221 149L223 150V151H221ZM26 152H25V151ZM127 150H129V151H127ZM132 152H131V151ZM173 150H174V153H172L173 152ZM180 150L182 151V152H180ZM193 150H197L198 152H201L200 154H197L198 155V157H199V159L200 158H202L201 160H199V161H197L196 162V159L194 158V156L196 155V153H190V152H193ZM204 150V151H203ZM216 150H214L215 152H216V155H217V151ZM19 151V152H18ZM32 151V152H31ZM124 151H126V153L124 152ZM135 151V152H134ZM155 151H157V152H155ZM164 152V154L163 153H161V152ZM172 151V152H171ZM190 151V152H189ZM18 152V153H17ZM24 152V153H23ZM77 153V155H78V158H77V160H76V164L74 165V167L72 166V169H73V172H74V170H76V172H74L73 174H72V177H71V175H70V173H67L66 171H65V161H66V157L69 155V154H71L72 156H75V154ZM128 152V153H127ZM221 152V153H220ZM124 153V154H123ZM210 153H211V155H213V156H211V157H208L209 155H210ZM19 154H20V156H19ZM158 154V155H157ZM170 154H172V155H170ZM188 154V155H187ZM218 154V155H219ZM18 155V156H17ZM28 155V156H27ZM52 155V157H53V163H55V166L54 165H51V163H52V159H50V156ZM134 155V156H133ZM155 155H157V156H155ZM160 155H166L167 156V159H165V160H162L161 159V161L158 159V158H160ZM173 155H174V161H173ZM175 155H177L176 157H175ZM181 155H183V156H181ZM190 155V156H189ZM194 155V156H193ZM206 155H208V156H206ZM122 156V157H121ZM172 156V158H170L169 159V157H171ZM179 156V157H178ZM261 156H263V157H261ZM27 157V158H26ZM188 158V159H187ZM17 161H16V160ZM116 159V160H115ZM123 160L124 159V162L123 161H121V160ZM152 159H153V161H152ZM158 159V160H157ZM176 159V160H175ZM194 159V160H193ZM206 159V160H205ZM15 160V161H14ZM120 160V161H119ZM155 160H157V161H155ZM172 160V161H171ZM178 160V161H177ZM194 162H193V161ZM81 161V162H80ZM116 161H119L118 163L116 162ZM169 161V162H168ZM202 161V162H201ZM205 161H207L206 162V164H204V162ZM115 162H116V164H115ZM120 162L121 163H123V164H120ZM160 162V163H159ZM163 162V163H162ZM165 162H167V163H165ZM197 164H196V163ZM222 162V163H221ZM158 163V164H157ZM164 163L165 164H167V166L169 165L170 166V168H168L166 165H164ZM179 163H180V166H179ZM202 164V165H201ZM195 165V166H194ZM222 165V166H221ZM75 166H77V169H74L75 168ZM133 166V167H132ZM164 166V167H163ZM176 166V167H175ZM178 166V167H177ZM229 167L228 168H230L231 167V169H233V166H232V164H229L228 165ZM124 167V168H123ZM192 167V168H191ZM225 167V166H224ZM165 168V169H164ZM177 168V169H176ZM195 168V169H194ZM125 169V170H124ZM131 171H129V170ZM150 169V170H149ZM152 169H153V171H152ZM198 169V170H197ZM167 170V171H166ZM171 170V171H170ZM177 172H176V171ZM157 171V172H156ZM158 171H160V172H158ZM163 171H165L164 173H163ZM173 171V172H172ZM3 172L4 171H2L1 172V174H0V178H1V175H3ZM155 172V173H154ZM192 172V173H193ZM201 172H202V174H201ZM229 172H231L230 171V169H229ZM128 173V174H127ZM132 173V174H131ZM148 173H150V174H148ZM166 173V174H165ZM206 175H205V174ZM31 174V175H30ZM35 174H37V175H35ZM163 174H165V176L163 175ZM167 174H168V176L170 177V179L168 178V176H167ZM185 174V178L187 179L188 178V180H189V173H184ZM199 174H201L200 176H201V178H200V176H199ZM232 174H233V172H232ZM198 175V176H197ZM205 175V176H204ZM13 178H15V176H12ZM71 177V178H70ZM225 177V170L222 168V170H220V172H219V174H218V180L219 179H223ZM5 179H7V180H9L8 178H6V177H4ZM203 178L201 179V181L203 180ZM208 178V177H207ZM164 179V180H163ZM94 180V179H93ZM157 180V179H156ZM207 179H205V181H206ZM218 180H215V182H213V181H210V184H209V186L210 187H212V184H214L215 183V185H216V182L218 183L219 181ZM40 183H41V185H42V181H40ZM162 183V184H161ZM3 184V183H2ZM160 184V185H159ZM1 185V184H0ZM2 187H5V186H7V185H1ZM27 187H29V190L32 192V191H34V192H32V193H34L33 194V196H32V204L31 203H26V199L28 198L29 199V192H28V190H27ZM36 188V189H35ZM222 188H223V186H222ZM35 189V190H34ZM188 189V190H189ZM128 190V191H127ZM224 190L227 192V195H228V197L225 199V197H224V191H223V194H219V193H217V194H215L216 196H218V199H219V201L217 202V205H215V207H211V205H209V203H208V201L206 200V198L204 197V195L202 196L201 195V197H200V200H199V202L201 203V204H205V203H207L208 205H205L204 206V210H203V212H205L206 211V208L209 206V209L210 210H214V211H212V212H214L215 213V216H214V218L213 219H217L218 220V222H220V220L222 221V223L225 221V219L228 217V216H230V218L232 217V215L234 214V211L236 210L235 208H234V206H231L233 203H235V205H237V203H240L239 202V200L232 194V188H230V185L228 186H226L225 188H224ZM258 190H256L257 191V195H256V197L257 198H259V196H258ZM209 192V191H208ZM229 192V193H228ZM29 196V197H28ZM157 196V197H156ZM181 196V197H180ZM233 197V199H232V197ZM181 198V199H180ZM221 198V199H220ZM256 198V199H257ZM255 199V200H256ZM126 200H128L127 201V205H125V202H126ZM254 201V200H253ZM165 202V203H164ZM263 202V203H262ZM132 203V204H131ZM161 203V204H160ZM262 203V204H261ZM11 204V203H10ZM18 204V203H17ZM30 204V205H29ZM13 206H11V209H10V213H7V217H11L10 216V214H12V215H14L15 213L14 212H11V211H15V209H17V207L15 208V205L16 204H12ZM147 205V206H146ZM162 205V206H161ZM261 205V206H260ZM263 205V206H262ZM74 206H76V203H75V201H74ZM74 206H73V204H70V205H65V207L66 208H64V211H60V212H57V213H60V216L61 215H63L61 218V221L62 222H65V223H67L68 225H69V227L71 228V229H75V232L77 233L76 234V237H77V235H78V233L79 234H86V235H88L89 233H92L94 230H93V228L92 227H90V224H89V222H88V218H87V216L85 215V212H84V216H81V215H83V212H82V214L79 216V217H76L75 219H74V216H72V217H70L69 216V214H71L72 212H70L71 210L73 211L74 210ZM125 206V207H124ZM259 206H260V208H262L261 210H263L262 211V213L264 212V198H262V199H260V202H259ZM31 207V208H32ZM68 207H69V209H68ZM25 208H24V212H26V210H25ZM168 208V209H167ZM187 208V209H186ZM55 209V208H54ZM66 209V210H65ZM135 210L134 211V217L136 218V220H135V222H134V224H138V229H137V231L136 232H139L138 233V235L137 234H134V233H131V232H129V231H132L131 229H129L128 227H126V226H128L127 225V221L129 220V217H127L128 215H129V212H130V210ZM165 210V211H164ZM176 210H177V213H176ZM223 210V211H222ZM18 211V210H17ZM56 211V210H55ZM57 211H59V210H57ZM75 211V210H74ZM172 211V212H171ZM229 211H231V212H229ZM165 212H167V213H165ZM186 212H187V214H186ZM48 213H50V211H48ZM68 213V214H67ZM106 213H107V215H106ZM164 213V214H163ZM176 213V214H175ZM181 213V214H180ZM145 214V215H144ZM152 214V215H151ZM173 214H174V216H175V219L173 218ZM184 214V215H183ZM185 214H186V216H185ZM52 215V214H51ZM109 215V216H108ZM127 215V216H126ZM126 218H125V217ZM181 216V217H180ZM184 216V218H182ZM223 216H224V218H223ZM263 216V214L262 215H259V218L260 217H262ZM29 218H31L32 217V215H30V216H28ZM80 217H81V219H80ZM83 217V218H82ZM86 217V218H85ZM179 217V218H178ZM107 218H108V223L110 222V224H107V223H105V222H103V220L104 221H106L107 222ZM127 218H128V220H127ZM181 218H182V220H181ZM223 218V219H222ZM103 219V220H102ZM151 219H153V220H151ZM175 221H174V220ZM215 219V221L217 222V220ZM137 220H138V222H137ZM143 221V222H142ZM113 222V223H112ZM123 222H124V224H123ZM214 223L213 224V226L211 227V228H217V226L219 225L218 223ZM92 223V222H91ZM144 225H143V224ZM173 223H175V224H173ZM210 223H213V222H210ZM103 224V225H102ZM112 224V225H111ZM126 225V226H125ZM168 225H170V226H172L173 228L175 227L176 229H177V233L179 234V238H178V240H181L180 241V245H178L177 247H176V244H174V248L173 249H171L170 247H168L167 246V243L165 242V241H163V244L161 245L160 244V242H161V240L163 239L162 237H167V236H169V235H166V233H165V231L168 229ZM174 225V226H173ZM262 225H264V217H262V219H258V227L261 229V232H262V227L264 228V226H262ZM150 228V227H154V229L156 230V232H153V233H151V234H155V235H157V236H155V235H151V237H152V240L153 241H151V243H153V248H156V251L155 252H153V254H150V247H146V245L148 244V236H146V235H148V230L146 229V230H144L145 228ZM179 227V228H178ZM185 227V228H184ZM191 227H193V229H194V231L192 232V233H190L187 237H185V239L186 240H184L185 241V243L184 242H182V239H181V237H182V234H184V236L186 235V233H187V231H188V229L189 228H191ZM221 227H222V225H221ZM221 227H220V230H218V233L215 235V236H213L214 238H212L211 239V237H209V246H206L205 244H204V246H203V252H204V256H203V258H202V263H200V264H222L223 262V264H227V258H224L225 257V254L223 253L224 252V249H223V243H225V246H229L230 244H231V240H230V233L233 231L232 230V228L231 227H229V226H226L225 228H226V232L222 235L223 237H224V239H225V242H224V240H222L221 238H216V237H218L221 233H222V229H221ZM40 229L38 230L39 231V234H40V232H41V236L44 238L45 237V239L46 240H49V239H53V237L55 236V239H56V236H58L57 238H60V239H58L59 240V242H57L58 240H55V239H53V241H51V242H57V246H56V248L57 249H53V248H51L52 250V252H50L48 249H50L49 248V245L47 244V241H45V243H44V245L46 246L45 248L43 247V248H40L41 250H39V249H37V251H36V253H35V256H34V259L31 261V263L30 262H27V264L29 263V264H36L37 262L40 264V262H42L41 264H52V262H54V264H70V262L68 261V262H66V258H65V255L67 254V253H60V251H61V249L62 248H64V246L63 245H65V239H63L62 240V238H61V236H60V234L59 235H52L51 233L54 231V232H56V230H57V228H58V224L56 223V222H54L52 219H51V216L49 217V222H47V223H44V224H41L40 225V227H39ZM92 228V229H91ZM104 228V227H103ZM143 228V229H142ZM78 229V230H77ZM92 230V232L90 231V230ZM102 229V228H101ZM100 229V230H101ZM104 230H106V228H104ZM111 230V232L109 233V231ZM125 230V231H124ZM127 230V231H126ZM129 230V231H128ZM143 230L145 231V233L143 232ZM45 232V233H44ZM87 232V233H86ZM89 232V233H88ZM100 232V233H99ZM128 233V235L129 236H131V234H134V241H132L131 240V238H126L125 236H128V235H126V233ZM133 232V231H132ZM142 232V233H141ZM159 232V233H158ZM48 233V234H47ZM99 233V234H98ZM103 229L101 230V231H99V229L96 231V235H95V233L93 232V234H91L92 236H91V238H89V239H86V237H82L80 240L82 241L81 242V244H79V246H78V242H80V240L78 241V240H74V239H71V245H69L68 247H65V249L66 250H69L70 248L73 250V252H76L77 253V250L79 251V256H80V258H79V263L78 264H96V263H98L99 261H100V259H101V252L100 251H102V248H103V244H102V242H103V239H102V236H103ZM162 233V234H161ZM47 235V237L45 236V235ZM237 234H239V233H237ZM263 234V235H262ZM262 234H261V236L263 237L262 239H263V241H264V232H262ZM98 235H100V236H98ZM145 235V236H144ZM239 235H241V234H239ZM27 236H28V234H27ZM52 236V237H51ZM137 236V237H136ZM85 238V239H84ZM175 238H176V234H175V236L173 235L172 237H171V240L172 241H174L175 242ZM124 239H126L127 241H129V242H131V243H128V242H126V240H124ZM74 240V241H73ZM101 241V245H100V242L99 241ZM188 240H189V242H188ZM109 241L111 242V243H109ZM134 242H136V243H140L141 242V245H142V247L137 251V248H135V247H132V246H134ZM213 242H215L216 243V245H218L219 246V250H218V253H216L215 251H212L211 249L213 248V246H216L215 245V243H213ZM113 243V244H112ZM82 244H84V245H82ZM182 244H184V245H182ZM210 244H212V247L210 246ZM186 245V246H185ZM85 248H84V247ZM106 246V247H107ZM144 246V247H143ZM222 246V247H221ZM81 247H83V248H81ZM191 247H192V249H191ZM263 247H264V242H263ZM24 248H26V245H24ZM59 248V249H58ZM81 248V249H80ZM158 248V249H157ZM180 248V249H179ZM46 249V250H45ZM86 249V250H85ZM92 249V250H91ZM113 249V250H112ZM149 249V250H148ZM57 250H60V251H57ZM100 250V251H99ZM190 250H193V251H190ZM44 251H46V252H50L49 254L48 253H46V252H44ZM114 251V252H113ZM24 252H25V249H24ZM190 252V253H189ZM96 253V254H95ZM49 255L50 256V258L49 259H47V257L48 256H46L45 257V255ZM51 254H52V257H53V261H52V257H51ZM54 254L56 255V256H54ZM63 254V255H62ZM114 254V255H113ZM125 254V255H124ZM37 255V256H36ZM43 255H44V258H46V259H44L43 258ZM98 255H100V256H98ZM185 255H187V256H189V257H185ZM60 258H59V257ZM64 256V257H63ZM67 256H69V254H67L66 255V257ZM157 256V257H156ZM25 257H26V255H25V253H24V261L26 260L25 259ZM38 257L39 258V260L38 259H36V258ZM54 257H55V259H54ZM58 258V259H57ZM64 258H65V260H64ZM68 258V257H67ZM83 258V259H82ZM41 259V260H40ZM60 259V260H59ZM62 260V261H61ZM97 260V261H96ZM185 261V263H184V261ZM4 261H6L5 259H4ZM44 261V262H43ZM47 261V262H46ZM59 261V262H58ZM61 261V262H60ZM65 261V262H64ZM218 261H220V262H218ZM245 262L243 263V264H248V261L247 260H244ZM35 262V263H34ZM78 262V261H77ZM195 262V263H194ZM226 262V263H225ZM13 264H15V263H13ZM24 264H26V263H24Z\"/></svg>",
  "mask_w": 264,
  "mask_h": 264
}]
</instances>
